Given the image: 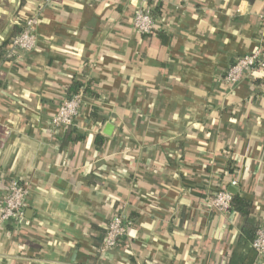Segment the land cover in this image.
<instances>
[{
    "label": "crops",
    "instance_id": "0c3cea01",
    "mask_svg": "<svg viewBox=\"0 0 264 264\" xmlns=\"http://www.w3.org/2000/svg\"><path fill=\"white\" fill-rule=\"evenodd\" d=\"M146 4L0 0V201L12 178L29 190L23 224H0V264H264L243 235L264 225V68L221 81L264 56V0H153L142 34ZM28 16L35 48L7 56ZM76 82L80 114L54 133ZM231 185L248 217L210 210ZM117 212L128 232L99 253Z\"/></svg>",
    "mask_w": 264,
    "mask_h": 264
},
{
    "label": "built area",
    "instance_id": "2783aa9c",
    "mask_svg": "<svg viewBox=\"0 0 264 264\" xmlns=\"http://www.w3.org/2000/svg\"><path fill=\"white\" fill-rule=\"evenodd\" d=\"M146 5L138 8L132 19L133 28L142 34H151L155 31L153 16V0H145ZM37 16H28L19 32L14 34L6 49L7 56H13L22 51H30L37 44ZM257 68H264V56L261 49L242 56L229 66L222 76L224 87L233 89L244 77L250 75ZM84 104L82 91L75 92L67 97L58 107L51 119L50 126L54 133L68 128L75 123ZM29 190L25 183L18 179L9 180V186L3 199L0 201V224L11 223L21 226L25 220L26 198ZM209 208L214 212L227 213L233 208V194L226 189L212 191L209 195ZM128 232L127 218L124 213L117 212L109 220L99 253L115 248ZM252 247L259 256L264 258V225H259L256 236L251 242Z\"/></svg>",
    "mask_w": 264,
    "mask_h": 264
},
{
    "label": "trees",
    "instance_id": "16d2710c",
    "mask_svg": "<svg viewBox=\"0 0 264 264\" xmlns=\"http://www.w3.org/2000/svg\"><path fill=\"white\" fill-rule=\"evenodd\" d=\"M21 30V29H20ZM19 30V31H20ZM17 31V32H19ZM16 32V33H17ZM15 33V34H16ZM14 35V34H13ZM79 88V84L78 82L74 83L71 87H70V90H69V93L70 95L74 94L75 92H77ZM102 142V137L100 136H97L96 138V144H100ZM233 208H234V211L236 212H239L241 213L242 215H244L245 217H248L249 214H250V211L252 209V204L250 201L244 199L243 197H241L240 195L236 194V195H233ZM259 226L250 221L248 219V221L245 223L244 227H243V235L245 236V238L253 241V239L255 238L256 236V231H257V228Z\"/></svg>",
    "mask_w": 264,
    "mask_h": 264
},
{
    "label": "water",
    "instance_id": "95a60500",
    "mask_svg": "<svg viewBox=\"0 0 264 264\" xmlns=\"http://www.w3.org/2000/svg\"><path fill=\"white\" fill-rule=\"evenodd\" d=\"M230 187H231V188H230V192H231L232 194H236V186L231 185ZM233 188H234V189H233Z\"/></svg>",
    "mask_w": 264,
    "mask_h": 264
}]
</instances>
